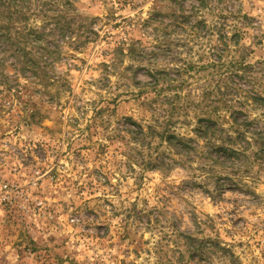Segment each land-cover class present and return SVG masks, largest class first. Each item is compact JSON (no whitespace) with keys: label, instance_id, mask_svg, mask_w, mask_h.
Wrapping results in <instances>:
<instances>
[{"label":"rangeland","instance_id":"1","mask_svg":"<svg viewBox=\"0 0 264 264\" xmlns=\"http://www.w3.org/2000/svg\"><path fill=\"white\" fill-rule=\"evenodd\" d=\"M75 1L77 23L96 33L89 43H66L49 67L50 76L67 83L21 77L0 85V264H168L181 251L188 264H264V153L255 159L262 146L251 133L245 154L223 158L206 147L204 157L190 161L165 139L141 142L130 120L153 122V67L184 80L183 95L198 89L195 104L181 100L173 121L187 123L180 134L193 136L198 115L213 108L227 129L234 117L264 132V108L250 98L264 94V0H214L235 11L227 18L234 42L225 67L212 65L220 60L218 39L191 28H174L159 51L155 38L166 31L145 21L169 0ZM197 4L182 1L187 12ZM40 19L29 24L41 27ZM196 20L220 22L209 10ZM125 39L136 53L114 61L110 54ZM185 62L196 67L181 77ZM187 232L231 253L210 250L191 260Z\"/></svg>","mask_w":264,"mask_h":264},{"label":"trees","instance_id":"2","mask_svg":"<svg viewBox=\"0 0 264 264\" xmlns=\"http://www.w3.org/2000/svg\"><path fill=\"white\" fill-rule=\"evenodd\" d=\"M182 1L184 0H169V4L164 10L155 8L151 18L145 21V24L153 26L155 31L158 30L161 33L166 31V33L163 32L162 38H155V44L159 45L157 46L159 51L162 50L163 39H167L170 35L169 32L174 28H181L184 31L191 28L189 30L199 31V35L205 32L211 42L218 39V42L222 45V49L218 54L220 60L214 61L212 65L216 67L223 65L225 67V61L222 59L226 53L230 52L234 42L228 35V27L231 29V26L227 23V18L235 15V11L229 10L228 7L222 8L213 4L214 0H197L198 4L192 6V9L187 12L185 5H182ZM75 2V0H0V85L20 83L19 79L21 77L36 85L47 84L52 81L61 82L65 79L67 83V78L61 77L60 80H56L55 77L50 76L49 71L51 69L49 70V67L53 68L55 63L61 59L62 49L66 43L77 41L78 46H80L91 42L92 34L96 33L95 30L91 29V25L77 23L79 22L77 21L78 18L82 15L77 11ZM217 2H220V0ZM203 10H209L210 13L218 16L220 22L209 25L205 20L191 21ZM37 14L41 16L40 22L43 23L41 27L29 24L30 18L32 16L37 18ZM236 14H239V12H236ZM205 29L207 30L205 31ZM241 34V29L233 31V37H238L235 43H239ZM58 37H62L65 41L60 43L57 40ZM135 47V43H129L125 39L110 55L114 61L119 60L120 57L135 54ZM10 50L13 56L18 57L14 62H10L11 58L8 59ZM141 52L145 55L143 50ZM113 64L117 66L118 63L113 62ZM184 65V70L181 68L178 74L181 77L184 71L190 72L196 67L195 63L190 62H185ZM9 71L16 74L10 76ZM150 75L153 80L150 84L154 96L147 103H150L152 107L153 122L145 125L130 118L133 124L136 125L137 137L141 142H146L147 139L151 138L165 139L171 148L177 149L180 155L194 161L191 156L200 157L201 155V157H204L202 152L204 153L206 147H209L210 152H216L223 158L228 155L236 157L242 153H247L249 150L247 145L252 144L248 140L247 133L249 132L251 133L250 137L259 142V146H262L261 151L253 152V155L255 159H262L264 153L263 130L255 127L252 131L247 128V125L252 123L251 120L245 119L241 123L234 117L227 129L224 124H220L218 119L212 116L216 113L215 108L211 111L206 110L205 115H198L195 125L190 128V131L194 134L193 136L180 134V127H184L187 123L173 121L175 117L181 114L183 106L181 100L184 99L188 104H195L200 99L198 89H190L183 95L184 80L178 83L176 78H172L168 74V71L153 67L150 69ZM203 93L209 97L212 90L208 88ZM246 98L247 96H241L239 99ZM250 98L255 105L264 108V94L255 92L250 95ZM159 107L166 109L164 113L159 111ZM189 112L188 109L184 110V114ZM178 119L180 118L176 120ZM206 158L212 159L214 156L207 154ZM196 221L199 225L203 223L201 220ZM182 236H184L186 251L191 260L206 258L212 254L210 250H221L225 256L231 253L230 249L222 246L220 242L213 245V242L210 243L206 239L198 237L194 232L182 233ZM168 264H188V261L185 260L181 251L176 258L170 257Z\"/></svg>","mask_w":264,"mask_h":264},{"label":"built area","instance_id":"3","mask_svg":"<svg viewBox=\"0 0 264 264\" xmlns=\"http://www.w3.org/2000/svg\"><path fill=\"white\" fill-rule=\"evenodd\" d=\"M4 187H5V188H8V185H5Z\"/></svg>","mask_w":264,"mask_h":264}]
</instances>
